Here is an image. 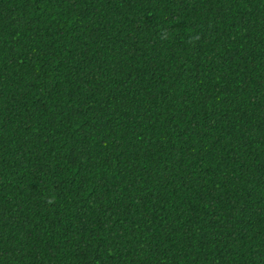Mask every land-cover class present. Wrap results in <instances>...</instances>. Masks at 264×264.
<instances>
[{"label":"trees","instance_id":"16d2710c","mask_svg":"<svg viewBox=\"0 0 264 264\" xmlns=\"http://www.w3.org/2000/svg\"><path fill=\"white\" fill-rule=\"evenodd\" d=\"M0 264H264V0H0Z\"/></svg>","mask_w":264,"mask_h":264}]
</instances>
